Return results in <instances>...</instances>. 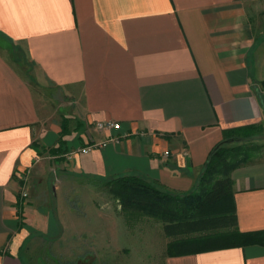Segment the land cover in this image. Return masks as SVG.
I'll use <instances>...</instances> for the list:
<instances>
[{
    "label": "crops",
    "instance_id": "0c3cea01",
    "mask_svg": "<svg viewBox=\"0 0 264 264\" xmlns=\"http://www.w3.org/2000/svg\"><path fill=\"white\" fill-rule=\"evenodd\" d=\"M254 1L0 0V264H32L31 248L79 242L92 214L84 197L69 202L81 186L139 175L188 193L226 132L264 127V21L254 25ZM47 88L62 104L45 99ZM62 114L76 126L66 131ZM107 120L120 127L95 128ZM94 142L106 145L78 151ZM231 187L236 227L251 240L164 233L162 264H264V158L236 167ZM106 218L100 209V231Z\"/></svg>",
    "mask_w": 264,
    "mask_h": 264
},
{
    "label": "rangeland",
    "instance_id": "374dc122",
    "mask_svg": "<svg viewBox=\"0 0 264 264\" xmlns=\"http://www.w3.org/2000/svg\"><path fill=\"white\" fill-rule=\"evenodd\" d=\"M251 10L253 23L260 28L261 25L263 26L264 21V0L252 2ZM2 41L3 48H5L4 52L10 54V58L19 69L24 74L33 75V67L27 65L17 46L9 44L5 39H2ZM44 91L45 99L52 98L55 105L57 103L62 104L59 90L47 88ZM62 115L64 118L62 123L66 131L76 126L74 120L65 117L64 114ZM236 133L238 136L235 137H250L244 135L251 132L237 131ZM75 134L78 135L79 132L77 131ZM260 134H264V127H262ZM255 135L259 134L253 136ZM225 145H240L250 150L252 159L264 158V138L225 143ZM50 171L52 176L61 174L60 169H54V171L50 169ZM93 185L81 186L76 195L69 198L70 203H75L84 197L86 202L90 201L92 207V214L86 215V218L83 217V233L79 242L75 241L71 244L69 241H62L61 247H51L50 244L45 243L37 246V248H31L34 259L39 255V261L32 264H162L161 259L170 241V238L164 235L162 223L146 215L129 214L122 209L121 205L119 207L118 204L120 203L109 193V188L105 183H98L96 190H91ZM21 191L23 192V190ZM91 193H93L92 197ZM64 203L66 202L61 194H58L57 209L61 220L68 219V215L64 210L66 208L63 205ZM100 209L103 216H107L104 231H100ZM89 225L92 231L88 230L86 232L84 229Z\"/></svg>",
    "mask_w": 264,
    "mask_h": 264
},
{
    "label": "trees",
    "instance_id": "16d2710c",
    "mask_svg": "<svg viewBox=\"0 0 264 264\" xmlns=\"http://www.w3.org/2000/svg\"><path fill=\"white\" fill-rule=\"evenodd\" d=\"M261 130L259 125L243 126L226 132L225 140L238 136L237 131L251 132L244 136L252 137ZM225 140L211 150L197 187L188 193L164 190L139 175L117 177L106 181V186L124 211L160 221L173 242L192 238H218L228 244L248 242L253 234L242 233L236 227L231 173L251 161L252 154L240 145L226 146Z\"/></svg>",
    "mask_w": 264,
    "mask_h": 264
},
{
    "label": "built area",
    "instance_id": "2783aa9c",
    "mask_svg": "<svg viewBox=\"0 0 264 264\" xmlns=\"http://www.w3.org/2000/svg\"><path fill=\"white\" fill-rule=\"evenodd\" d=\"M95 127L98 130H112V129H118L120 127V124L117 122L111 121V120H107V121H103V122H97ZM104 145H106V142L89 143V144L79 148L78 151L87 153L95 147L104 146ZM22 195L27 196L26 191H23Z\"/></svg>",
    "mask_w": 264,
    "mask_h": 264
},
{
    "label": "water",
    "instance_id": "95a60500",
    "mask_svg": "<svg viewBox=\"0 0 264 264\" xmlns=\"http://www.w3.org/2000/svg\"><path fill=\"white\" fill-rule=\"evenodd\" d=\"M259 96H261L260 93H259ZM261 103L264 107L263 100H261ZM263 138H264V134H259V135H255L252 137H230V138H227L224 142L229 144V143L238 142V141H249L251 139H263Z\"/></svg>",
    "mask_w": 264,
    "mask_h": 264
}]
</instances>
